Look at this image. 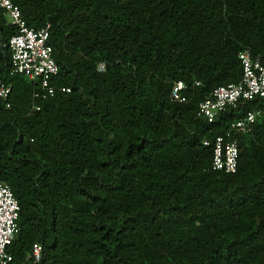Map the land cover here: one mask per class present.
Here are the masks:
<instances>
[{"label": "trees", "instance_id": "1", "mask_svg": "<svg viewBox=\"0 0 264 264\" xmlns=\"http://www.w3.org/2000/svg\"><path fill=\"white\" fill-rule=\"evenodd\" d=\"M12 1L28 26L51 23V83L70 87L47 95L11 73L16 28L0 8V79L12 86L10 107L0 100V180L19 205L15 262L39 241L38 264H264V97L214 122L197 116L241 77L239 51L264 65V0ZM178 80L185 102L170 99ZM248 110L259 114L236 134L237 170H213L214 137Z\"/></svg>", "mask_w": 264, "mask_h": 264}, {"label": "built area", "instance_id": "2", "mask_svg": "<svg viewBox=\"0 0 264 264\" xmlns=\"http://www.w3.org/2000/svg\"><path fill=\"white\" fill-rule=\"evenodd\" d=\"M0 8L9 17V22L15 26L16 32L9 38L8 47L11 50V73L25 75L34 80L47 95H53L56 89L69 92L70 87L51 83L58 73V66L52 55L50 44L51 23L47 21L40 27L28 26L19 7L12 0H0ZM241 63V77L231 82L215 87L212 92L198 103L197 116L207 122H214L218 115L229 108H238L243 101L264 97V65L259 57H254L249 49L238 52ZM104 69V64H99ZM186 84L180 80L174 81L170 91V99L185 102ZM11 84L0 79V100L7 108L10 107L9 97ZM35 97L39 92L34 93ZM39 109V106H35ZM258 110H248L238 119L230 122L227 129L214 137L211 168L225 173H234L238 167L239 144L236 134L249 133L253 130ZM204 144L208 140H204ZM19 205L10 186L0 180V264H38L42 259L43 245L36 241L32 243L26 260L16 263L10 251V245L18 231L17 219Z\"/></svg>", "mask_w": 264, "mask_h": 264}, {"label": "rangeland", "instance_id": "3", "mask_svg": "<svg viewBox=\"0 0 264 264\" xmlns=\"http://www.w3.org/2000/svg\"><path fill=\"white\" fill-rule=\"evenodd\" d=\"M6 17V19L9 21V17L8 16H5Z\"/></svg>", "mask_w": 264, "mask_h": 264}]
</instances>
